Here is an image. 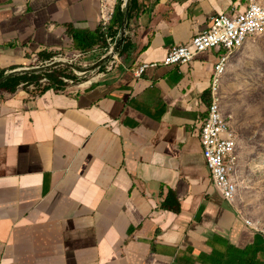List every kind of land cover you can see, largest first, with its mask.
I'll use <instances>...</instances> for the list:
<instances>
[{
    "label": "crops",
    "instance_id": "0c3cea01",
    "mask_svg": "<svg viewBox=\"0 0 264 264\" xmlns=\"http://www.w3.org/2000/svg\"><path fill=\"white\" fill-rule=\"evenodd\" d=\"M247 5L136 0L108 71L42 94L0 88V264H264V236L246 223L264 214L243 192L224 198L199 141L224 50L138 73ZM101 10V0H0L1 78L33 55L82 53L68 26L97 32ZM170 191L179 213L163 207Z\"/></svg>",
    "mask_w": 264,
    "mask_h": 264
},
{
    "label": "built area",
    "instance_id": "2783aa9c",
    "mask_svg": "<svg viewBox=\"0 0 264 264\" xmlns=\"http://www.w3.org/2000/svg\"><path fill=\"white\" fill-rule=\"evenodd\" d=\"M116 1L101 0V25L104 32L115 15ZM121 2L123 7L126 0ZM259 36H264V3H260V0H248V5L243 11L233 7L228 12L211 17L209 27L197 34L190 43L173 47L160 63L144 64L138 70L141 75L147 68L158 65L184 66L210 50H224V54L214 66L210 84L209 112L198 134L203 157L211 171L214 185L230 202L235 201L239 193L234 176L240 158L238 134L228 116L222 113V81L230 57L241 49L248 39ZM69 83L72 84V81ZM246 223L255 232L264 236V225L251 220H247Z\"/></svg>",
    "mask_w": 264,
    "mask_h": 264
},
{
    "label": "rangeland",
    "instance_id": "374dc122",
    "mask_svg": "<svg viewBox=\"0 0 264 264\" xmlns=\"http://www.w3.org/2000/svg\"><path fill=\"white\" fill-rule=\"evenodd\" d=\"M260 3H264V0H260ZM116 37L113 38L109 32L106 33L105 41L108 47L114 44ZM117 44L114 45V50ZM108 47L104 48L102 45L101 49L80 54H37L28 58L41 55L62 56L77 67L91 68L101 60L102 56L107 52ZM122 51L118 54V58L113 65L121 61ZM109 54L101 63L107 61ZM106 64L103 65L102 73L104 68H106ZM65 66L67 65L60 64L58 67L67 73H72L70 67L67 68ZM34 67L35 65L31 63L28 68ZM52 72L59 74L57 76L59 77V81L70 82V80L61 76L64 73L45 70L32 80L22 79L29 83H22L18 88L38 94L43 88L51 86L50 83H47V80L51 81L53 80L52 78H56ZM41 77L45 79L39 81L38 87H33L34 81ZM223 77L222 113L224 116H228L238 134V155L240 159L236 175L239 182V195L243 192L245 196H248V201L251 200L256 207L260 208L261 213L264 214V36L254 38L251 45H245V47L239 50L231 59Z\"/></svg>",
    "mask_w": 264,
    "mask_h": 264
},
{
    "label": "trees",
    "instance_id": "16d2710c",
    "mask_svg": "<svg viewBox=\"0 0 264 264\" xmlns=\"http://www.w3.org/2000/svg\"><path fill=\"white\" fill-rule=\"evenodd\" d=\"M122 0H120V4L118 6V8L115 11V15L111 21V23L108 25V29H107V33L109 32L113 38H115L118 33H119V29L121 27L122 24V19H123V12H122ZM136 4V0H133V4L132 7H135ZM106 32H104L102 30V27H100V29L97 32H85V31H78L75 30L71 25L68 26V34L69 36L72 38V46H73V50L76 52H88L90 50L93 49V47H95L96 45H103L104 48H107V43H106ZM125 46V45H124ZM125 49V47H124ZM54 71H58L62 74L61 76L67 80L72 81V83H77L78 81H83L85 79H87L88 77H83V76H70V75H66L64 70L58 69V70H54ZM52 74H54L56 76V78H52L53 80L49 81L47 80V83H50V87L47 88H43L38 94H42L51 90H57V89H65L67 86H69L71 83L69 82H63L62 80L59 81V77H57L59 74L52 72ZM44 76V75H43ZM38 76H31L29 77V79H34ZM21 78H27L26 76H21ZM21 78H17V79H12L10 80V82H6L4 84H2L0 86V88H8V87H12L14 90L16 88H18L22 83H29L26 82L24 80H22ZM41 79H45L44 77H41L39 79H37L36 81H34V83L32 84L33 87H38V83ZM36 94V92H35ZM175 200V195L172 191L169 192V195L166 199V203H164L163 207L172 210L175 213H179L180 212V205L177 201ZM168 203V204H167Z\"/></svg>",
    "mask_w": 264,
    "mask_h": 264
},
{
    "label": "bare ground",
    "instance_id": "6f19581e",
    "mask_svg": "<svg viewBox=\"0 0 264 264\" xmlns=\"http://www.w3.org/2000/svg\"><path fill=\"white\" fill-rule=\"evenodd\" d=\"M119 44H117L115 50H114V45H112V52L109 54L108 58H107V61L104 63H101L100 64H95L93 67L89 68V67H77L75 65H73L70 61H68L66 58H63L62 56H53L47 60H39L37 59V62L36 63H32L35 65L34 68H24V69H21V70H16V71H13L11 72L10 74H7L3 77L4 78H14L15 76H28V77H31V76H39L41 73H43L45 70H51V71H54V70H58L60 69V67H58L60 64L61 65H67L65 67H70V69L72 70V73L69 72V73H65V74H68V75H73L75 73H86L88 72L89 70H94V71H100L103 70V65H105L106 63V68H104V71L108 70L111 68V66L113 65V63L115 62V60H117L118 58V55H117V51L119 49ZM106 59V58H105Z\"/></svg>",
    "mask_w": 264,
    "mask_h": 264
},
{
    "label": "water",
    "instance_id": "95a60500",
    "mask_svg": "<svg viewBox=\"0 0 264 264\" xmlns=\"http://www.w3.org/2000/svg\"><path fill=\"white\" fill-rule=\"evenodd\" d=\"M132 4H133V0H126L125 5H123V7H122V12H123L122 25H121V29L119 30L118 36L116 37V40L113 44V45H115L118 43L120 46V49L117 51V55L120 54V52L122 51L125 40L129 35V27H130V21H131V16H132ZM110 51H112V45H110L108 47L107 52L102 56L101 60H99L97 62V64L98 63L100 64V62H102L107 57V55ZM36 62H37V58H27V59H24L22 61V63L24 65L28 64V63H36ZM3 69L0 70V86L2 84L6 83V82H10V80H12V78L11 79L10 78H4V79L1 78V73H2ZM99 73H102V72L94 71L91 69L86 73H80L79 72V73H75L73 75H80V76L88 77L90 75H95V74H99ZM17 77L21 78L20 76H15L13 79H16ZM21 79H25V78H21ZM25 80H32V79H25Z\"/></svg>",
    "mask_w": 264,
    "mask_h": 264
}]
</instances>
